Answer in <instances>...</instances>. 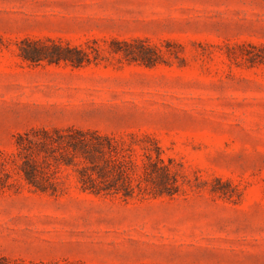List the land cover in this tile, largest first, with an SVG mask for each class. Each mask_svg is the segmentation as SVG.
I'll use <instances>...</instances> for the list:
<instances>
[{"label":"rangeland","instance_id":"1","mask_svg":"<svg viewBox=\"0 0 264 264\" xmlns=\"http://www.w3.org/2000/svg\"><path fill=\"white\" fill-rule=\"evenodd\" d=\"M64 128L124 142L133 195ZM0 160V264H264V0H0Z\"/></svg>","mask_w":264,"mask_h":264},{"label":"trees","instance_id":"2","mask_svg":"<svg viewBox=\"0 0 264 264\" xmlns=\"http://www.w3.org/2000/svg\"><path fill=\"white\" fill-rule=\"evenodd\" d=\"M19 50L24 59L32 62L47 58V55L43 52L45 50L44 46H40L39 48L35 47L33 51L23 50L22 48ZM73 53L82 54L83 51L78 48H73ZM50 57L53 58L52 56ZM138 57L142 60L145 59L146 61L144 62H151L148 61L149 57L142 56L141 54L138 55ZM54 60H59V57ZM66 60H69L73 66H79L82 63L81 60L74 61L71 57H67ZM37 132L46 137V140L40 142V145L44 146L50 144L51 146L65 147L73 154L90 162V166H87V170L89 171L86 172L84 170V174H81L80 172V182L83 189L90 190L96 194L114 193L122 194L124 197H130L133 195L132 177L127 173L128 169L126 167L118 166V156L121 155L120 151L122 150L119 146H123L124 142H115L108 136H102L96 132L87 133L75 128L53 129L52 131L37 129ZM51 133H53V135H51ZM65 135H67V137ZM87 135H89L90 138L87 137ZM20 138L21 137L18 136V139ZM107 156L109 157V160L106 159ZM113 157H115L114 160ZM133 158L134 157L131 156L133 165H138L137 159ZM145 158L147 161H141L143 162L141 164L146 179L151 181L153 178H159L165 186L172 183L170 170L161 157V150L159 147L156 146L154 152L148 151ZM96 160L103 161L105 166L95 164ZM107 161H111L113 164H109ZM173 192L174 191L165 189L160 191L159 194L165 193L171 195Z\"/></svg>","mask_w":264,"mask_h":264}]
</instances>
